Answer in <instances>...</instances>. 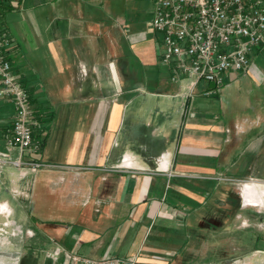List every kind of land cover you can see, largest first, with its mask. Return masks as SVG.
I'll return each instance as SVG.
<instances>
[{"label": "crops", "instance_id": "obj_1", "mask_svg": "<svg viewBox=\"0 0 264 264\" xmlns=\"http://www.w3.org/2000/svg\"><path fill=\"white\" fill-rule=\"evenodd\" d=\"M0 15L10 37L3 52L38 121L36 158L52 164L39 169L37 183L25 176L40 221L75 227L79 245L96 240L87 256H117L111 251L123 238V256L197 264L187 254L201 232L191 215L231 224L244 211L240 251L222 264H264V46L245 74L226 77L238 87L247 76L251 94L230 108L223 85L210 116L202 99L213 85L199 82L189 97L170 81L151 28L153 7L142 0H1ZM12 114V103L0 100V149ZM217 175L236 184L238 201L228 209L220 197L233 193L232 182ZM177 207L186 208L184 220L171 216ZM82 211L90 223H77ZM106 218L114 220L112 233L102 227ZM50 238L67 246L61 235L48 237V246Z\"/></svg>", "mask_w": 264, "mask_h": 264}, {"label": "built area", "instance_id": "obj_2", "mask_svg": "<svg viewBox=\"0 0 264 264\" xmlns=\"http://www.w3.org/2000/svg\"><path fill=\"white\" fill-rule=\"evenodd\" d=\"M150 1L153 4L151 28L160 35L159 62L169 68L170 81L185 85L189 97L195 95L202 80L213 85L203 91L210 95L223 86L231 72L245 74L254 51L264 46V0ZM9 43L10 37L0 15V100L10 101L13 106L11 125L4 134V148L0 149V176L7 167L13 166L23 177L52 164L36 158L41 150V142L33 138L38 121L27 89L3 52ZM214 178L229 179L223 175ZM233 180L242 186L248 181ZM171 216L184 220L186 208H174ZM70 231L71 227L67 233ZM75 238L77 241L71 248L50 238L51 245L43 249L41 264H172L170 255L154 258H143L139 253L80 255L77 253L79 235Z\"/></svg>", "mask_w": 264, "mask_h": 264}, {"label": "rangeland", "instance_id": "obj_3", "mask_svg": "<svg viewBox=\"0 0 264 264\" xmlns=\"http://www.w3.org/2000/svg\"><path fill=\"white\" fill-rule=\"evenodd\" d=\"M142 1H144V8L147 6L153 7L150 0ZM145 15L147 16V14ZM158 46L159 44H157V47ZM252 58L256 57L254 56ZM233 75L242 74L233 72L231 74L232 78ZM247 78V76L244 77L241 80L242 84L238 85V87H230L233 84V81L231 79L228 81V78L224 79L223 85L226 87V90H223L222 95L228 90V88H233L230 93H225V95L227 94L226 97L221 95V99L225 102V105L230 108L236 107V98L243 100L251 94L252 84L249 83ZM208 84L209 83L202 80L198 87L203 88ZM237 93H239V95H237ZM202 102L206 104L210 116H212L214 112H218L220 99L216 94H210L208 97H203ZM39 169L29 175L32 179V183L38 182L35 175ZM12 177L14 180H12ZM26 177H21L18 169L13 166L7 167L3 172V175L0 176V212L2 213L0 214V264H12L16 261L18 256L24 257L25 255L27 256V259L33 261L34 264H41L43 262V249L49 247L48 237L59 238L61 235L63 241L69 248L75 241L76 236H74V233L77 231L75 227L69 234H64L65 229H67L65 223H62V225H59L56 221L55 223H44V221H40L37 217L38 207H35L32 211L34 199L31 198V191L28 193V180ZM227 182L228 184L226 186L232 182L231 186L233 193L226 197L222 194L220 198L223 200V205L221 206L227 207L228 209L230 206L226 203H229V201L236 203L238 200L236 199V194H234V187L236 184H233L232 180H228ZM36 189L38 188L36 187L35 190ZM6 201H8L10 205ZM49 214L51 217H54L53 212H50ZM191 216L195 223L193 227L199 228L201 231L199 237L195 240L198 244L195 242L194 246L188 248L189 252L187 254H190L195 258L194 262L199 264L204 261H215L218 263L221 262L220 264H222L228 263L231 258L238 255L239 252H237L235 248L240 251L238 240L242 237L241 235H245V231L248 227L247 225L249 224L246 221L247 215L244 211L236 214L230 222L231 224H228L229 218L227 217H224L222 221L213 222L211 217L202 219L199 214ZM253 218H256L255 213ZM5 222L7 225H5ZM113 222L114 220L112 218L101 220V223L104 224L102 226L104 230H108L107 233H110L111 231L113 232L112 228H114L115 225H113ZM197 225L200 227H197ZM56 228H59V236L57 234L58 232L55 231ZM105 238H108V236ZM122 241L123 238L118 241L116 246L113 245V250L111 252H114L117 256H123L125 253L124 248L126 247V243H122ZM95 243L96 240L78 245L77 253L80 255H93L94 253L92 252V249ZM105 246L106 244L103 243V247ZM119 247L122 248L119 249ZM35 256L37 257V259H35L36 261L34 260Z\"/></svg>", "mask_w": 264, "mask_h": 264}, {"label": "trees", "instance_id": "obj_4", "mask_svg": "<svg viewBox=\"0 0 264 264\" xmlns=\"http://www.w3.org/2000/svg\"><path fill=\"white\" fill-rule=\"evenodd\" d=\"M92 220V215L89 211H82L80 213H78V216H77V223L78 224H88L90 223Z\"/></svg>", "mask_w": 264, "mask_h": 264}, {"label": "flooded vegetation", "instance_id": "obj_5", "mask_svg": "<svg viewBox=\"0 0 264 264\" xmlns=\"http://www.w3.org/2000/svg\"><path fill=\"white\" fill-rule=\"evenodd\" d=\"M22 257V258H21ZM39 258V257H38ZM35 259H37V257L35 256V258H34V260ZM36 261V260H35ZM39 261H40V259H39ZM38 261V262H39ZM33 263V261H30V260H28L27 259V256L25 255L24 257L23 256H18L17 258H16V261L14 262V263H12V264H32ZM34 264V263H33ZM39 264V263H38Z\"/></svg>", "mask_w": 264, "mask_h": 264}]
</instances>
